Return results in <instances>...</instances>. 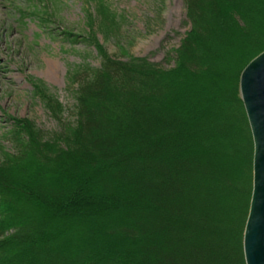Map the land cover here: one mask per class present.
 Returning a JSON list of instances; mask_svg holds the SVG:
<instances>
[{
  "label": "trees",
  "instance_id": "obj_1",
  "mask_svg": "<svg viewBox=\"0 0 264 264\" xmlns=\"http://www.w3.org/2000/svg\"><path fill=\"white\" fill-rule=\"evenodd\" d=\"M183 2L173 67L118 60L88 36L101 63L71 76L74 123L46 137L10 117L0 264H244L253 146L239 75L264 50V0ZM96 3L100 28L117 25Z\"/></svg>",
  "mask_w": 264,
  "mask_h": 264
},
{
  "label": "rangeland",
  "instance_id": "obj_2",
  "mask_svg": "<svg viewBox=\"0 0 264 264\" xmlns=\"http://www.w3.org/2000/svg\"><path fill=\"white\" fill-rule=\"evenodd\" d=\"M103 2L117 22L108 29L99 26L96 0H0V162L4 153L17 150L8 136L10 117L29 120L46 137L74 123L77 82L71 76L78 70L80 79L87 68L101 63L95 45L84 38L94 37L118 60L174 66L176 49L190 29L183 0ZM29 78L46 86L61 113L46 107Z\"/></svg>",
  "mask_w": 264,
  "mask_h": 264
},
{
  "label": "water",
  "instance_id": "obj_3",
  "mask_svg": "<svg viewBox=\"0 0 264 264\" xmlns=\"http://www.w3.org/2000/svg\"><path fill=\"white\" fill-rule=\"evenodd\" d=\"M239 96L252 139L251 193L242 234L244 264H264V50L239 75Z\"/></svg>",
  "mask_w": 264,
  "mask_h": 264
},
{
  "label": "bare ground",
  "instance_id": "obj_4",
  "mask_svg": "<svg viewBox=\"0 0 264 264\" xmlns=\"http://www.w3.org/2000/svg\"><path fill=\"white\" fill-rule=\"evenodd\" d=\"M54 66H55V65H51L49 71H51L52 68H54ZM244 67H245V66H244ZM244 67H243V68H244ZM55 68H56V67H55ZM241 71H242V70H241Z\"/></svg>",
  "mask_w": 264,
  "mask_h": 264
}]
</instances>
